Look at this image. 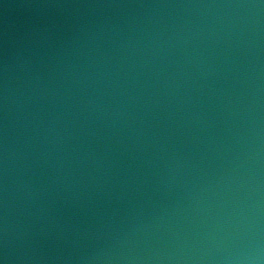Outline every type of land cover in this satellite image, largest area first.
<instances>
[{
    "label": "water",
    "instance_id": "95a60500",
    "mask_svg": "<svg viewBox=\"0 0 264 264\" xmlns=\"http://www.w3.org/2000/svg\"><path fill=\"white\" fill-rule=\"evenodd\" d=\"M0 264H264V0H0Z\"/></svg>",
    "mask_w": 264,
    "mask_h": 264
}]
</instances>
